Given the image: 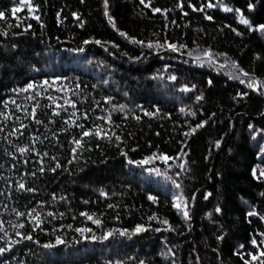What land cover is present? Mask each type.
<instances>
[{"label":"trees","instance_id":"trees-1","mask_svg":"<svg viewBox=\"0 0 264 264\" xmlns=\"http://www.w3.org/2000/svg\"><path fill=\"white\" fill-rule=\"evenodd\" d=\"M107 3L0 0V264H262L264 0Z\"/></svg>","mask_w":264,"mask_h":264},{"label":"snow or ice","instance_id":"snow-or-ice-1","mask_svg":"<svg viewBox=\"0 0 264 264\" xmlns=\"http://www.w3.org/2000/svg\"><path fill=\"white\" fill-rule=\"evenodd\" d=\"M81 2H83V0H81ZM140 2H141L142 4H144L145 7H149V4L145 3V0H140ZM104 6H105V16H108V12H107L108 3H107V0H105V5H104ZM189 6L192 7L191 5H189ZM216 6H218V5H214V4H212V3H208V4L206 5L207 8H212V7H216ZM29 9L31 10V5H29ZM19 10H20V9H18V8H14L12 11H13V12H17V11H19ZM192 10H193V11H204V8L197 9V8L193 7ZM153 11H154V12H160L161 10H160V9H153ZM223 11H225V12H232V11H234V10H233L232 8L224 7V8H223ZM236 11H239V10H236ZM185 15H187V13H185ZM3 16H4V13H0V18H3ZM36 18L38 19V17H36ZM205 18H206V19H209V20L212 19L211 16H206ZM109 20H110V22H111V18H109ZM240 23L245 24V25H248V24H249V21H248L247 19H244L243 16L241 15V16H240ZM260 30H261V31H264V25L260 26ZM234 31H235V30H234ZM120 35L125 36V38H127L125 33H122V32H121ZM88 42H89V41H85L84 43L87 44ZM134 42H135V41H134ZM96 43L99 44L100 41H96ZM147 46L150 47V48L153 47L152 44H149V45H147ZM157 47H161V45H157ZM168 47H170L173 51H176V50H177L175 45H169ZM206 55H207V53H206ZM241 74H242V75H247V73H241ZM172 79L174 80L175 77L173 76ZM240 82H241V83H244L243 80H241ZM210 83H211V82H210ZM247 86H248L249 88H252L253 90H256V87H257L258 85H257V82L253 80V81H250V82L248 83ZM260 87H264V85H260ZM28 88H29V89L32 88V85L29 84V85H28ZM26 90H27V89H25V91H26ZM184 90L186 91L187 89H184ZM245 95H246V94H245ZM199 99H201V97H197V100H199ZM73 106H74V105H73ZM181 111L183 112L184 109H181ZM33 114H34V112H33ZM146 114H147V113H146ZM73 115H74V113H73ZM137 119H139V118L137 117ZM37 123H39V121H37ZM204 123H206V122H202L200 125H197V127H198V128H199V127H203V126H204ZM101 131H102V130H98V131H96V132H95V135H96V136H100V135H101ZM195 131H196V129L193 128V129H191V132H189V133H185L184 135H186V136H187V135H190V134L194 133ZM92 134H93V133H90L89 131H85V132L83 133V136H84V137H87V136L92 135ZM117 139H119V137H117ZM75 144H76L77 147H79V146H80V140H76V141H75ZM217 147H219V142H217ZM27 151H28V149H26V148H20V149H19V152H20L21 154H23V153H25V152H27ZM73 153H75V148L73 149ZM153 155L155 156V154H153ZM156 158H157V159H160V160H163L164 162H167V161L170 159V158H169L168 156H166V155H160V156H158V157H156ZM152 159H153L152 157H149L148 159H146V160H144V161H141L140 164H141V165H146V164H148ZM130 163H131V161H130ZM56 167L59 168L60 165L57 164ZM181 167H183V165H181ZM43 170H44V169H43V167H42V168L40 169V171L43 172ZM52 170L55 171V169H52ZM254 175H255V173H254ZM262 175H264V173H262ZM176 187L179 188L180 185H179V184H176ZM18 189H19V190L34 191V189H31V188H27V189H26V186H25L24 183H19V185H18ZM101 194L104 195V193H101ZM53 199H55V197H53ZM149 199L151 200V199H153V197L149 196ZM177 199L180 200V201L182 202V197H178ZM109 207H112V206L109 205ZM174 207H176L177 209H180V207H181V203H175V204H174ZM216 211L219 212L220 209L217 208ZM17 215L20 216V215H23V213H17ZM29 215H31V213H29ZM49 215H52V213H49ZM81 215H87V214H86V213H81ZM248 215H249V216H252V215H256V213L253 211V212H249ZM183 216H184L185 219L188 218V212H187L186 210L183 211ZM87 218H88L89 220H92V219H93L91 216H88ZM93 222L96 223L97 225H99V223H100L99 220H94ZM164 223L166 224L167 221H164ZM16 227H20V228H22V227H24V225H23V224H20V225H17ZM3 230H4L3 225L0 224V231H3ZM76 231H77V232H80V233H83V232L90 231V229H76ZM141 231H144V229H143L142 227H140V226H138V227L135 229V232H137V233H138V232H141ZM17 234L20 235L19 233H17ZM124 234H125V233L121 232V235H124ZM108 235H111V233H108ZM105 238H107V236H106ZM22 239L31 240L32 237H31V236H22ZM17 242H18V241H10L9 244H14V243H17ZM57 243H63V241H62V240H58ZM252 243H253V245H255V244H256V241L253 240ZM43 247H44V248H52V247H54V245H52V244H45V245H43ZM8 250H10V247H9V248H6V247H0V256H2V255L5 253V251H8ZM261 255H264V252H261ZM252 259L255 260V259H257V257H256V256H253ZM245 264H248V262L245 261ZM262 264H264V262H262Z\"/></svg>","mask_w":264,"mask_h":264}]
</instances>
